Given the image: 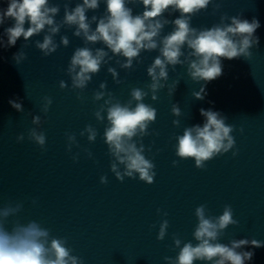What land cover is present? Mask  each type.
Here are the masks:
<instances>
[{
	"label": "water",
	"instance_id": "95a60500",
	"mask_svg": "<svg viewBox=\"0 0 264 264\" xmlns=\"http://www.w3.org/2000/svg\"><path fill=\"white\" fill-rule=\"evenodd\" d=\"M81 2L71 0L69 8ZM49 3L61 5L55 17L61 20L63 0ZM7 6V0H0V9ZM128 6L133 15L143 11L142 5ZM104 9L101 3L97 10L86 12V16L99 18ZM211 11L210 5L207 11L194 16L192 26L211 27L217 23L219 13L214 16ZM221 11L229 16L242 13L249 21L256 18L260 23L255 32L259 45L252 50L250 61L222 59V74L206 84L203 100L194 99L192 92L199 91L204 82H192L185 74L186 69L180 66H176L175 72L169 71V84L180 79L172 97L164 89L157 93L156 102L146 98L144 102L157 110L156 120L148 129L156 135L143 138L146 149L151 145V151L145 155L155 164L156 176L151 185L138 178H125L121 183L109 171L107 147L102 139L104 123L97 124L92 115L103 101L94 104L92 93L101 82H106V91L126 102L132 88H144L150 82L146 68L158 52H142V62L137 65L134 61V70L130 72L119 69L113 58L92 77L81 93L84 98L81 102L74 91L68 88L62 91L58 86L64 80L70 87L65 70L74 50L84 46L80 38L73 37L74 28L61 29L54 39L59 44L60 36H67L69 45L58 47L48 57H43L33 44L42 41L43 33L30 37L27 48H21L25 43L23 37L17 39L15 46L0 47V207L10 201L23 203L22 211L9 218V226L13 220L41 223L53 236L67 237L72 254L81 257L84 264H164L165 256L176 255L171 240L174 233L184 242L192 241L196 224L193 213L197 206L206 204L211 215L219 216L228 204L238 226H229L219 242L227 244L231 239L245 238L264 241V0H224ZM179 15L165 12L164 18L171 21ZM12 23L8 20L0 25V40L5 43L4 29ZM91 27L94 30L96 24ZM171 30L169 24L161 35ZM89 47L104 46L97 43ZM19 50L25 52L27 59L17 66L12 56ZM107 67H115L118 78L125 82L114 84ZM44 97L52 100L46 116L40 111ZM17 98L22 101L23 112H17L8 103ZM173 103L181 110L178 128L172 126V120L177 119L170 114ZM202 108L220 112L227 118L226 123L234 126L235 148L207 162L204 170H198L193 160H179L175 156L172 136L182 135L186 126L202 125L199 114ZM32 115L41 116L40 130L46 135L43 152L27 139V132L33 127ZM87 124L98 131L96 141L91 144L86 136H79ZM240 128L243 133L238 131ZM66 132L75 133L80 145L70 153L65 151ZM21 133L25 134V140L16 143V136ZM84 148L93 153L92 160L86 158ZM232 151H238L235 158ZM77 152L78 162L73 163L71 157ZM101 176H107V184L99 183ZM33 199L36 205L31 203ZM157 209L167 212V217L157 215ZM165 218L169 222L167 235L163 241H157L159 223ZM150 225L156 227L150 229ZM244 250L254 252L247 264H264V246Z\"/></svg>",
	"mask_w": 264,
	"mask_h": 264
},
{
	"label": "clouds",
	"instance_id": "9594fccd",
	"mask_svg": "<svg viewBox=\"0 0 264 264\" xmlns=\"http://www.w3.org/2000/svg\"><path fill=\"white\" fill-rule=\"evenodd\" d=\"M224 0H82L74 8H69L71 0H63V18L55 17L61 10V5L50 4L49 0H7V8L0 9V25L11 20L14 23L4 29L6 43L0 40V47L15 46L18 38L23 37L25 43L21 48L29 47V38L43 33L41 40L33 42L43 57L55 53L58 47H68L67 36H60L59 44L54 37L62 28L73 29V37L83 41V47H77L70 57L65 75L70 80V87L64 81L58 82L60 90L68 88L76 93V99L83 102L81 93L91 82L92 77L99 73L102 66L108 65L113 58L119 69L133 71V62L139 65L142 52H158L152 63L146 68L149 83L144 88H132L126 102L118 100L111 92L106 91V82L99 84L98 90L92 93V102L98 104L92 113L97 124L104 123L103 142L107 147L109 171L118 182L125 178L136 179L145 185L154 182L156 172L152 159L147 158L146 151H151V145L146 149L143 138L156 133L149 132V126L155 122L157 110L149 103L158 100L157 93L167 89V95L172 97L179 83V77L169 84V71L175 72L176 66L186 69L185 74L194 83L204 82L199 91H193L196 100L206 96L205 86L208 82L222 74V59L232 60L243 58L250 61L252 50L259 45V37L255 35L260 23L256 18L251 21L244 19L242 13L229 16L221 11ZM105 6L104 13L98 18L86 16L89 10H97L99 5ZM142 5L143 11L133 15V9L128 5ZM211 5V15L219 13V20L211 27H193L194 16L207 11ZM171 15L179 12L178 18L168 20L164 13ZM25 23L28 24L25 29ZM96 27L93 30L92 24ZM171 24L172 30L161 35L165 26ZM101 43L104 47L93 48L90 45ZM107 49L105 51L104 49ZM111 53V55H109ZM19 66L27 59L24 51L19 50L12 56ZM123 60V62H121ZM107 74L116 85L125 81L118 78L115 67H107ZM9 105L17 112H23L22 101L10 99ZM52 104L49 97H44L41 113L46 116ZM31 115L30 112L27 113ZM170 114L177 119L172 120L173 128L180 127L181 110L173 103ZM203 124L186 126L182 135H173L175 140V156L179 160L191 159L194 167L204 170L207 162L223 156L235 148L232 135L233 125L226 123L227 118L218 111L211 109L199 110ZM33 125L27 132V139L43 152L46 135L40 130L41 116L32 115ZM243 133V128L238 130ZM98 131L91 124L85 125L79 136L87 138L89 144L96 141ZM66 152L73 147L80 148L76 134L66 132ZM25 140V134L16 136V143ZM87 159H93V153L82 149ZM80 153L72 155L73 163L78 162ZM238 151H232L235 158ZM176 161L172 166H176ZM107 176H101L99 183L107 184ZM36 205L37 201H31ZM23 209L22 202H8L0 207V264H84L81 257L73 255V249L68 246L67 237H56L51 230L35 220L21 223L13 220L9 226V218L16 217ZM157 215L167 217V212L157 209ZM196 224L192 233V241L184 242L177 234L171 236L172 250L175 257L165 256L164 264H247L254 252L245 251L248 248H260L264 241L256 239H231L227 244L219 242L229 226H238L233 218L231 205L225 204L222 214L213 216L206 204H200L194 209ZM155 228L156 225H150ZM169 228L168 220L159 223L157 241H163Z\"/></svg>",
	"mask_w": 264,
	"mask_h": 264
}]
</instances>
